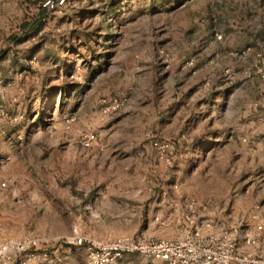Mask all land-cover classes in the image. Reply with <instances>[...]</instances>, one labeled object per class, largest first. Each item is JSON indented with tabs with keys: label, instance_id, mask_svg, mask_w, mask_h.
Here are the masks:
<instances>
[{
	"label": "rangeland",
	"instance_id": "374dc122",
	"mask_svg": "<svg viewBox=\"0 0 264 264\" xmlns=\"http://www.w3.org/2000/svg\"><path fill=\"white\" fill-rule=\"evenodd\" d=\"M45 1L0 0V264L264 219V0Z\"/></svg>",
	"mask_w": 264,
	"mask_h": 264
},
{
	"label": "built area",
	"instance_id": "2783aa9c",
	"mask_svg": "<svg viewBox=\"0 0 264 264\" xmlns=\"http://www.w3.org/2000/svg\"><path fill=\"white\" fill-rule=\"evenodd\" d=\"M65 0H50L44 8L63 5ZM253 224L242 231L240 240L233 235L204 234L199 228L183 231L174 239L117 238L86 240L75 237V245H86L89 264H117L125 255L136 254L165 264H264V258L247 250L264 248V219H259L257 206Z\"/></svg>",
	"mask_w": 264,
	"mask_h": 264
},
{
	"label": "crops",
	"instance_id": "0c3cea01",
	"mask_svg": "<svg viewBox=\"0 0 264 264\" xmlns=\"http://www.w3.org/2000/svg\"><path fill=\"white\" fill-rule=\"evenodd\" d=\"M117 264H165V263L161 261L147 260L146 258L140 255L131 254V255L123 256V258L117 261Z\"/></svg>",
	"mask_w": 264,
	"mask_h": 264
},
{
	"label": "trees",
	"instance_id": "16d2710c",
	"mask_svg": "<svg viewBox=\"0 0 264 264\" xmlns=\"http://www.w3.org/2000/svg\"><path fill=\"white\" fill-rule=\"evenodd\" d=\"M84 43H85L84 45H86V46H87V41H85ZM87 47H88V46H87Z\"/></svg>",
	"mask_w": 264,
	"mask_h": 264
}]
</instances>
